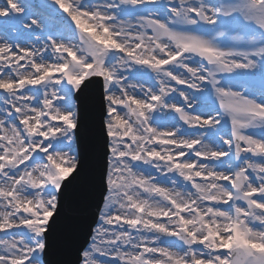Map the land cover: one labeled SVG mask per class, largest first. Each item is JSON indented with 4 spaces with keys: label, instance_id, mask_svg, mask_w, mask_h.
<instances>
[{
    "label": "snow or ice",
    "instance_id": "obj_1",
    "mask_svg": "<svg viewBox=\"0 0 264 264\" xmlns=\"http://www.w3.org/2000/svg\"><path fill=\"white\" fill-rule=\"evenodd\" d=\"M81 181L72 264H264V0H2L0 264Z\"/></svg>",
    "mask_w": 264,
    "mask_h": 264
},
{
    "label": "water",
    "instance_id": "obj_2",
    "mask_svg": "<svg viewBox=\"0 0 264 264\" xmlns=\"http://www.w3.org/2000/svg\"><path fill=\"white\" fill-rule=\"evenodd\" d=\"M94 139H95V137H94V138L92 137L91 139H89V140L87 141V143L89 144V146L92 145ZM79 185H81V182H78L77 184H74L76 190H77L79 193H81V192H82V186L80 187ZM82 196H83V194H81L79 197H82Z\"/></svg>",
    "mask_w": 264,
    "mask_h": 264
},
{
    "label": "rangeland",
    "instance_id": "obj_3",
    "mask_svg": "<svg viewBox=\"0 0 264 264\" xmlns=\"http://www.w3.org/2000/svg\"><path fill=\"white\" fill-rule=\"evenodd\" d=\"M0 3H2V0H0ZM57 24H61V23L57 22ZM25 39H28V37L26 36V38H25Z\"/></svg>",
    "mask_w": 264,
    "mask_h": 264
}]
</instances>
